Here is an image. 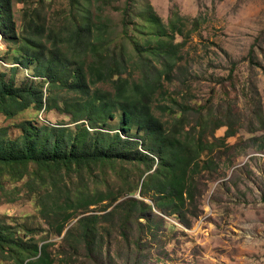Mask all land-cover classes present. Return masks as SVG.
Masks as SVG:
<instances>
[{
	"label": "trees",
	"instance_id": "16d2710c",
	"mask_svg": "<svg viewBox=\"0 0 264 264\" xmlns=\"http://www.w3.org/2000/svg\"><path fill=\"white\" fill-rule=\"evenodd\" d=\"M82 1L70 0L71 13L60 27L44 23L42 12L33 11L19 31L14 0H0L3 43L15 46L24 58L16 64L35 66L34 79L22 84L16 81L19 67L10 69L9 78L1 73L0 117L14 119L29 109L39 115L59 111L74 125L39 127L23 121L15 138L8 127H0V199L14 203L17 194L30 195L55 235L65 232L62 246L79 230L89 251L110 226L117 228L103 223L116 220L119 234L129 242V221L140 231L150 227L155 207L178 214L190 227L218 172L214 157L232 149L228 140L239 134V125L231 122L233 112L218 113L213 103L195 106L192 99L169 94L167 86L188 83L181 62L189 34L178 14L165 25L149 4L134 15L127 2L120 24L114 25L103 11L92 12L93 0ZM177 36L185 40L177 43ZM117 115L119 127H112ZM191 116L195 119L189 122ZM225 127L227 136L217 138ZM126 165L136 171L128 173ZM23 181L19 193L4 185ZM98 205L105 212L89 214ZM39 232L28 223L0 220V259L63 264L50 250L53 242ZM139 243L134 242L137 249Z\"/></svg>",
	"mask_w": 264,
	"mask_h": 264
},
{
	"label": "rangeland",
	"instance_id": "374dc122",
	"mask_svg": "<svg viewBox=\"0 0 264 264\" xmlns=\"http://www.w3.org/2000/svg\"><path fill=\"white\" fill-rule=\"evenodd\" d=\"M103 2L93 0L92 12L103 11L100 14L110 17L114 25L120 24L127 2L134 15L142 13L149 4L165 25L174 14L182 18L189 36L181 67L188 83H175L167 90L179 100L192 99L195 106L207 108L213 103L218 113L232 111L231 122L239 125V134L228 140L233 148L214 157L218 172L202 197L200 216L190 227L178 214L166 215L155 207L150 227L140 231L134 220L129 221V242L119 234L114 220L103 225L116 223L117 228L110 226V232H105L102 242L91 251L81 241L79 230H75L71 243L62 246L65 232L56 236L41 218L36 199L24 192L21 198L16 195L14 203L0 199V220L11 225L28 223L40 229L39 237L53 242L50 250L63 264H264V0ZM71 10L70 0H14L13 20L21 31L32 12L41 11L44 23L60 27ZM175 40L182 43L185 38L177 36ZM4 43L0 44V75L7 73L9 78L10 69L19 67L18 84L32 80L35 66L23 69L16 64L17 58H24L15 46ZM119 118L117 115L112 127L119 125ZM23 121L39 127L74 128L71 117L62 112L39 115L34 109L14 119L0 117V127H8L11 138H15L20 134L17 125ZM227 132V127L219 130L217 138H225ZM125 168L130 174L136 171L129 165ZM111 177L116 179L115 174L110 173ZM24 183L4 185L8 191L19 193ZM145 201L153 204L150 198ZM103 206H93L94 211L89 214H103ZM75 222H70L66 230L73 228ZM134 242H140L139 249ZM0 264L13 263L0 259Z\"/></svg>",
	"mask_w": 264,
	"mask_h": 264
},
{
	"label": "clouds",
	"instance_id": "9594fccd",
	"mask_svg": "<svg viewBox=\"0 0 264 264\" xmlns=\"http://www.w3.org/2000/svg\"><path fill=\"white\" fill-rule=\"evenodd\" d=\"M34 79V78H33ZM45 112V110L41 113V114H43Z\"/></svg>",
	"mask_w": 264,
	"mask_h": 264
},
{
	"label": "bare ground",
	"instance_id": "6f19581e",
	"mask_svg": "<svg viewBox=\"0 0 264 264\" xmlns=\"http://www.w3.org/2000/svg\"><path fill=\"white\" fill-rule=\"evenodd\" d=\"M2 43V41L0 42V44Z\"/></svg>",
	"mask_w": 264,
	"mask_h": 264
}]
</instances>
